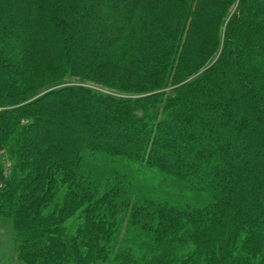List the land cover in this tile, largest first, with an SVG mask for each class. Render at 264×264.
Returning a JSON list of instances; mask_svg holds the SVG:
<instances>
[{"label":"trees","instance_id":"1","mask_svg":"<svg viewBox=\"0 0 264 264\" xmlns=\"http://www.w3.org/2000/svg\"><path fill=\"white\" fill-rule=\"evenodd\" d=\"M115 8L102 0H0V217H11L20 263L106 264L99 251L120 244V227L166 236L182 220H192L194 235L219 231L222 220L231 229L217 245L222 256L208 264L237 251L260 254L264 41L256 35L264 33V0H131L125 14ZM215 46L216 60L200 70L202 47ZM38 74L52 79L22 87ZM91 133L124 147L95 143ZM155 145L170 147L169 159L161 161ZM88 153L115 168L88 169ZM166 181L203 202L140 195ZM55 189L63 196L49 213ZM82 202L96 234L62 237L54 223Z\"/></svg>","mask_w":264,"mask_h":264},{"label":"rangeland","instance_id":"2","mask_svg":"<svg viewBox=\"0 0 264 264\" xmlns=\"http://www.w3.org/2000/svg\"><path fill=\"white\" fill-rule=\"evenodd\" d=\"M102 1L103 3H107V5L119 8L118 14H125L131 2V0ZM234 8L235 4L229 7L230 13L233 12ZM229 17L230 16L227 15V18ZM260 20L264 23V18H261ZM226 21L227 20H225V22ZM222 23L223 20L221 17L218 27ZM222 33L223 26L220 27L218 35H222ZM256 37L258 39H255L257 42L260 41V39L264 41V33H261V35L257 34ZM202 48L205 51V58L201 61H197L200 70L208 68L214 63V60H216L215 58H217L218 51L220 49L216 46L214 48ZM108 55L111 56V53L109 52ZM112 56L114 58V54ZM116 59L119 60L118 58ZM38 75V77L35 76L31 79H28L27 81H23L22 87L34 89L35 87L52 79L51 77H48L50 76V74ZM70 82L71 84L73 83L77 85H83L97 91L110 92L109 90L100 88L90 80L82 81L78 77H71ZM91 126H93V124ZM89 137L94 139L95 143H109L113 144V146H119L120 144L117 138L110 135L99 138L97 134L91 133ZM123 145V143L120 144V147H124ZM155 151L161 161L169 159L172 154L170 147H163L159 145H155ZM85 161L92 164L88 165L86 162H83L85 167H87L88 169H94L103 175L111 172L113 168H115L114 161L108 160L106 158H94L90 156V153L85 155ZM123 168L124 170H129L128 172L134 171L129 169L127 166ZM60 192V189H55V195L52 196L49 204L47 205L49 213L52 212V206L54 204L56 206H59L61 202L59 198L63 196L62 192ZM139 192L143 197L148 196L157 200L169 201V203L180 205H191L196 207L200 205L201 202H203L201 197L197 196L196 194L191 195L192 192L189 189L175 181H166L160 188L155 190L146 189ZM129 194L127 196H129ZM85 204L86 202L80 203L73 214H71L70 216L62 215L60 219L53 225V228L56 230V232L61 234L62 237H70L71 235V237H75L80 241L83 240L84 234H87L88 236L92 235L91 237H93L96 233H94L95 230H92L90 225L88 224L90 215H88L87 212L82 211V208L88 206V204ZM191 221L192 220H182L181 223L177 224L178 231L172 235L166 236H155L153 233V236L151 237H139L135 236L133 232L129 233L128 227L122 226L119 228L121 232V235H119L120 244H118L114 249H110L108 248V245H106L105 249H100V257H103V260L106 261V264H134L133 256L139 257L140 255L142 256L143 264H179L177 261L188 256L191 257V260L190 262H188V264H208V260L211 256H222L223 249L221 247H218L217 245L219 242L226 241L227 237L231 233V229H229L228 225L225 224L224 220H222L219 226V231L213 233H208L207 231L202 233V235L193 234L195 225L191 224ZM63 227L66 228L65 232H62ZM15 230L16 229L13 228L12 225L11 217L6 215L5 217H0V264H21L18 257L17 248L10 238ZM121 245L123 246L122 249L120 248ZM87 246L88 245L82 243V247L84 250ZM89 249L90 248H88V252ZM246 253L247 252L240 253L239 251H237L235 252L233 260L222 259L218 264H264V261L262 260L264 250H262L260 254L259 252L248 254Z\"/></svg>","mask_w":264,"mask_h":264}]
</instances>
